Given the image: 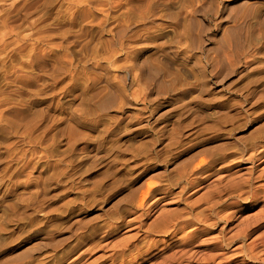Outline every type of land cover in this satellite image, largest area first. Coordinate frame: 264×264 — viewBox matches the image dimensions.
<instances>
[{"label":"rangeland","instance_id":"obj_1","mask_svg":"<svg viewBox=\"0 0 264 264\" xmlns=\"http://www.w3.org/2000/svg\"><path fill=\"white\" fill-rule=\"evenodd\" d=\"M262 148L264 0H0V264H264Z\"/></svg>","mask_w":264,"mask_h":264},{"label":"bare ground","instance_id":"obj_2","mask_svg":"<svg viewBox=\"0 0 264 264\" xmlns=\"http://www.w3.org/2000/svg\"><path fill=\"white\" fill-rule=\"evenodd\" d=\"M260 152H264V149L262 148L261 149V151ZM189 182H190V180H189ZM192 184V183H191ZM190 186H192V185H190ZM194 187V186H193ZM185 188V187H184ZM186 189V188H185ZM184 189V190H185ZM164 196V195H163ZM161 197V196H160ZM165 197V196H164ZM160 199V198H159ZM200 215H204V213L202 212V213H200ZM206 216V215H205ZM197 218H198V216H197ZM200 218V217H199ZM208 218V217H207ZM204 219H206V217H204ZM196 220V219H195ZM201 221V220H200ZM256 242V241H255ZM251 246V245H250ZM253 249V248H252ZM254 250V249H253ZM254 252V251H253ZM250 253H252V251L250 252ZM253 254H255L256 255V253H253ZM259 255V254H258ZM257 255V256H258ZM190 261V260H189ZM191 262V261H190Z\"/></svg>","mask_w":264,"mask_h":264}]
</instances>
